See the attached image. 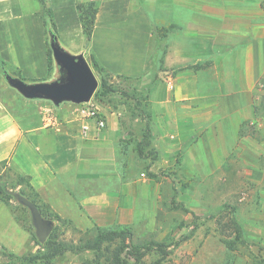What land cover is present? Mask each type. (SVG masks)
Masks as SVG:
<instances>
[{
  "label": "crops",
  "instance_id": "1",
  "mask_svg": "<svg viewBox=\"0 0 264 264\" xmlns=\"http://www.w3.org/2000/svg\"><path fill=\"white\" fill-rule=\"evenodd\" d=\"M96 1L87 40L76 0H47L59 46L70 54H93L110 74L131 78L150 75L160 51V79L149 98L152 124L162 136L179 139L175 149H185L197 169L200 145L220 146L226 158L232 140H241V125L264 111V5ZM39 9L37 0H0V59L27 82L49 81L56 70ZM154 25H160V35ZM16 91L0 92V163L22 177L14 181L17 192L33 194L45 211L84 232L129 223L135 168L116 112L100 110L106 125L98 129L91 119L62 116L49 100ZM181 124L191 126L195 142L178 138ZM11 216L0 199V246H20L25 237Z\"/></svg>",
  "mask_w": 264,
  "mask_h": 264
},
{
  "label": "rangeland",
  "instance_id": "2",
  "mask_svg": "<svg viewBox=\"0 0 264 264\" xmlns=\"http://www.w3.org/2000/svg\"><path fill=\"white\" fill-rule=\"evenodd\" d=\"M246 3L248 9L264 5L259 1H242V5ZM155 27L161 28L160 25ZM47 47L52 67L56 68L49 81H54L61 74L52 55L50 37L47 38ZM84 57L89 60V55ZM156 58L150 75L147 76L146 72L141 77L125 79L109 74L101 95L93 94L91 97L100 110L116 112L121 141L133 156L131 167L135 168V172L130 175V180L134 182L131 188L134 195L128 196L132 210L130 218L128 215L130 222L122 225L132 230L134 243L157 242L166 248L165 254L153 248L140 264H264V111L260 110L257 118L251 117L241 125V140H232L226 158L220 146L207 148L200 145L197 169L188 160L185 149H175L179 139L162 136L152 124L155 118L149 98L160 79V51ZM6 68L17 77L12 66ZM92 70L99 91L102 81L99 74ZM6 89L16 91L0 71V92ZM57 107L62 116H74L77 108L70 101ZM147 124H152V128L149 126L151 142L143 147L146 157L140 158L135 147L138 142L145 141L142 135ZM176 134L180 139L188 137L189 141H196L192 138L194 131L190 125L181 124ZM209 149L211 154H208ZM0 172L3 174L0 181H16L15 175L5 165L0 166ZM8 189L17 191L9 185ZM3 203L23 229L25 237L19 241L20 246H0V264H27L28 255L35 254L39 249L28 228L31 223L29 210L13 197ZM233 219L245 233L244 243L236 237ZM53 222L67 242L76 243L79 238L87 236L69 223ZM93 258V251L80 254L66 252L54 263L70 264L74 261L95 264ZM35 264L44 263L37 261Z\"/></svg>",
  "mask_w": 264,
  "mask_h": 264
},
{
  "label": "trees",
  "instance_id": "3",
  "mask_svg": "<svg viewBox=\"0 0 264 264\" xmlns=\"http://www.w3.org/2000/svg\"><path fill=\"white\" fill-rule=\"evenodd\" d=\"M37 1L40 4L39 14L44 19L47 38L50 37V39H56L51 8L47 4V0ZM76 5L82 32L87 40H89L94 27L95 16L98 10V1L76 0ZM155 32L157 35H160L161 28L155 27ZM47 53L50 61L49 48L47 49ZM88 62L101 78V88L99 91L96 89V91L94 92V94L101 95V93L103 92V88L107 86V81L105 80V78L109 76L110 72H108L101 66V64L97 61L93 54L89 55ZM159 63H162L161 57L159 58ZM158 69H161V65H159ZM0 71L3 73L7 72L6 64L2 59H0ZM116 77L132 79L131 77L122 75H116ZM262 103H264V95ZM142 138L145 139V141L138 142L135 147L137 155L140 158L146 157V152H144L143 147L145 145H150L151 142V133L148 124L146 125V132L142 135ZM1 165H4V163H0V166ZM2 175L3 174H1L0 172V177ZM16 180L19 181L18 183L23 182L22 177L19 176H17ZM8 184L11 186V188L15 189L14 182H8L4 179L0 181V199L3 200V202H5L7 198L13 197L8 192ZM19 193L33 201L43 217L51 220H57L60 223H69L67 220L60 218L58 215H54L48 211H45L42 205L38 204L33 194L27 195L23 189L19 190ZM233 224L236 231V237L240 239L242 243H244L245 233L243 232L242 227L234 219ZM28 228L31 230L30 232L33 240L39 246V249H37L35 254L28 255L27 264H35L37 261L43 262L44 264H55V259L66 252L80 254L84 251H93V260L95 264H140L142 258L153 248L161 251L164 254L166 253V248L161 243L151 242L141 245L139 243H134L132 241V230L129 227L123 225L95 227L93 229L87 230L83 232L84 234H87V236L79 238L76 243H74L73 241H65L64 238H62L63 233L62 231H60L57 225H54L48 238L43 243H40L38 241L32 223L28 224Z\"/></svg>",
  "mask_w": 264,
  "mask_h": 264
},
{
  "label": "water",
  "instance_id": "4",
  "mask_svg": "<svg viewBox=\"0 0 264 264\" xmlns=\"http://www.w3.org/2000/svg\"><path fill=\"white\" fill-rule=\"evenodd\" d=\"M50 47L61 74L57 80L28 83L22 78L4 72L8 84L25 98L49 100L55 106L65 101L73 103L89 101L98 82L88 61L82 54L64 51L55 38L50 39ZM8 192L29 210L35 235L40 243L45 242L54 227L53 220L43 217L35 203L19 192L10 189Z\"/></svg>",
  "mask_w": 264,
  "mask_h": 264
},
{
  "label": "built area",
  "instance_id": "5",
  "mask_svg": "<svg viewBox=\"0 0 264 264\" xmlns=\"http://www.w3.org/2000/svg\"><path fill=\"white\" fill-rule=\"evenodd\" d=\"M73 104L77 106L73 112L76 116L81 119L93 120L98 129H103L105 127V117L101 113L99 107L92 102V99L87 102Z\"/></svg>",
  "mask_w": 264,
  "mask_h": 264
}]
</instances>
